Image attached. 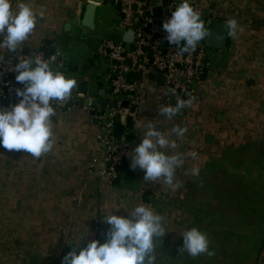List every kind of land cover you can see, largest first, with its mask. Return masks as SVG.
<instances>
[{"label": "crops", "instance_id": "1", "mask_svg": "<svg viewBox=\"0 0 264 264\" xmlns=\"http://www.w3.org/2000/svg\"><path fill=\"white\" fill-rule=\"evenodd\" d=\"M85 1L12 2L14 10L28 3L37 24L18 46L21 52L0 47V60L43 53L50 45L49 59L58 58L64 75L80 82L75 99L52 120L49 152L33 157L0 147V264H61L67 252L79 251L77 243L84 246L82 238L106 239V215L127 216L139 204L162 217L165 234L154 238L155 264L206 256L213 264H264V0H189L211 21L226 25L235 19L238 24L233 35L225 27L226 50L218 51L214 77L204 80L194 95L173 102L169 89L150 76L140 86L141 101L131 125L119 123L117 136L126 133L134 147L149 124L165 133L173 126L187 129L183 136L173 134L176 147L166 149L183 156L175 189L163 178L145 181L139 167H131L124 186L115 181L108 186L97 178L103 156L96 147L95 117L106 99L97 49L120 30L112 4L96 10L92 31L79 28ZM67 23L69 31L64 30ZM82 94L95 102L90 113L83 110ZM178 100L184 107L175 116L160 111ZM192 227L207 236L212 255L192 257L183 251L181 234Z\"/></svg>", "mask_w": 264, "mask_h": 264}, {"label": "clouds", "instance_id": "2", "mask_svg": "<svg viewBox=\"0 0 264 264\" xmlns=\"http://www.w3.org/2000/svg\"><path fill=\"white\" fill-rule=\"evenodd\" d=\"M13 0H0V47L11 53L21 52L22 45L34 31L37 14L28 3L12 7ZM98 7L101 0H90ZM39 15H43L40 13ZM229 35L235 34L238 24L235 19L227 21ZM165 39L171 45L180 46L181 53L195 50L198 43L207 35L201 13L194 10L189 0H180L170 17L162 22ZM12 65L16 73L14 79L23 87H17L15 95L20 99L6 107H0V147L7 150H23L33 157H40L53 147L52 116L55 115L53 101L66 103L77 86L75 78L66 77L54 71L47 59L23 58ZM12 63V62H11ZM5 87L7 83L5 82ZM184 107L183 101L175 106L164 105L160 111L168 118L175 116ZM186 128L173 126L165 133L152 124L142 132L141 140L132 150L131 167L143 170L145 181L163 178L165 184L175 189L176 169L183 163L179 153L169 154L176 147L171 136L180 137ZM198 169H193L196 174ZM162 217L153 209L139 204L127 216L106 215L103 219L109 230L103 242L85 240L84 246L76 244L67 252L61 264H155L154 238L165 234ZM182 248L189 256L209 251L207 236L196 227L182 234Z\"/></svg>", "mask_w": 264, "mask_h": 264}, {"label": "built area", "instance_id": "3", "mask_svg": "<svg viewBox=\"0 0 264 264\" xmlns=\"http://www.w3.org/2000/svg\"><path fill=\"white\" fill-rule=\"evenodd\" d=\"M107 1V0H103ZM117 9V28L120 34L114 38L104 39L97 49V55L102 57L106 65L103 67L104 76L102 82L106 90V108L96 118L98 133L96 135V147L103 156V164L96 175L97 178L111 186L118 179V184L129 181L128 173L131 170V154L134 148L129 138L114 134L115 116H119V123L126 124V119L133 120L141 101L140 86L148 77L155 81H164L163 86L169 89L172 101L185 94H195L197 87L204 80L214 77L217 66L218 51L205 46L201 40L195 50L181 53L180 46L171 45L165 39L166 32L162 28V22L166 21L171 11L175 9L180 0H109ZM194 10L204 16L202 10L194 1L190 2ZM158 8L159 14L154 10ZM132 32V41L124 42L122 37L125 32ZM44 58L41 51L26 55H9L0 60V107H6L17 102L20 98L15 95L17 87H23L15 81L16 73L12 71L18 59ZM207 64L203 65V59ZM53 64L54 71L63 72V64L56 60H47ZM12 62V63H11ZM204 77H202V70ZM5 82L7 86L5 87ZM78 98V97H77ZM75 98L70 97L72 102ZM85 102L83 110L92 112V100L87 95H80ZM68 100V101H69ZM53 101L55 115L65 109L67 103ZM6 103V104H5ZM107 104H113L108 107ZM124 104H126L124 106ZM54 115V116H55ZM52 116L51 120H53ZM120 125V124H119ZM119 168L117 171L116 169Z\"/></svg>", "mask_w": 264, "mask_h": 264}, {"label": "water", "instance_id": "4", "mask_svg": "<svg viewBox=\"0 0 264 264\" xmlns=\"http://www.w3.org/2000/svg\"><path fill=\"white\" fill-rule=\"evenodd\" d=\"M103 4L110 5L111 2L109 0H107V1L101 0V3L99 4V6L94 7V6H92V3L90 2V0H86L84 5H83L82 15H81V18H80V21L78 24L79 28L85 29L87 31H92L94 29V19H95L96 10L98 8H100ZM154 14L155 15L159 14L158 8H156L154 10ZM201 19L204 21L205 27L207 29V35L204 38L205 46L211 50H216L219 52L225 51L226 50V45H225V27H226V25L223 22L211 21L210 17L208 15L201 17ZM209 20H210V22L208 23ZM70 28H71V24L67 23L64 27V30L69 31ZM122 39L124 42L130 43L132 41V32L131 31L125 32ZM26 51L27 50H25L23 52V54H25ZM43 53H44V59L48 60L50 58V55H51V46L46 45L44 47ZM58 61H59V59L56 58V62H58ZM202 64L203 65L207 64L206 58L203 59ZM96 65L99 66L98 62H96ZM204 71L205 70L203 69L202 70V77H204ZM78 82H80V80ZM160 82L163 83L164 81L161 79ZM80 92L85 93V86L81 87ZM71 96L72 97L76 96L75 90H73V94ZM80 102H81L80 100H77L78 104H80ZM70 104H71V101L69 100L67 105H70ZM92 105L94 106L95 102H92ZM107 105H108V107L114 106L113 104H107ZM125 105L126 104H124V106ZM99 106L102 110L98 113V115H101L103 113L102 112L103 109L106 108V102L100 101ZM114 122H115L114 134L120 135L121 130H120V125H119V116H115ZM126 124H127V126L131 125V119L130 118L126 119ZM116 170L118 171L119 168H117ZM115 183L116 184L118 183V179L115 180Z\"/></svg>", "mask_w": 264, "mask_h": 264}, {"label": "rangeland", "instance_id": "5", "mask_svg": "<svg viewBox=\"0 0 264 264\" xmlns=\"http://www.w3.org/2000/svg\"><path fill=\"white\" fill-rule=\"evenodd\" d=\"M77 21H79V18L77 19ZM97 59H98V61L101 63V68L105 67V65H106L105 60H104L102 57L98 56V55H97ZM50 66L52 67L53 64L50 63ZM10 229H11V228H10L9 226H7L6 232L8 233V231H9ZM214 262H215L214 259H212V258L209 257V256H206V259H199V260L194 259V260H188L187 263L184 262V261H183V262L176 261V262H173V264H213Z\"/></svg>", "mask_w": 264, "mask_h": 264}]
</instances>
